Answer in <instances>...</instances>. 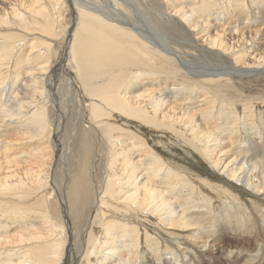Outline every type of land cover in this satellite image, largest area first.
Returning a JSON list of instances; mask_svg holds the SVG:
<instances>
[{
  "label": "bare ground",
  "instance_id": "obj_1",
  "mask_svg": "<svg viewBox=\"0 0 264 264\" xmlns=\"http://www.w3.org/2000/svg\"><path fill=\"white\" fill-rule=\"evenodd\" d=\"M91 4L75 0L71 35L69 0H0V264H151L144 253L154 248V264H264V199L248 209L226 186L264 196V97L229 90L232 75L264 68V0ZM180 32L202 53L174 49L168 36ZM60 48L69 54L55 67ZM62 79L85 104L72 147L62 142L72 116ZM144 128L178 137L225 185L169 164ZM55 198L73 261L67 227L48 211ZM170 237L209 247L213 262L175 248L161 260Z\"/></svg>",
  "mask_w": 264,
  "mask_h": 264
},
{
  "label": "rangeland",
  "instance_id": "obj_2",
  "mask_svg": "<svg viewBox=\"0 0 264 264\" xmlns=\"http://www.w3.org/2000/svg\"><path fill=\"white\" fill-rule=\"evenodd\" d=\"M90 1H92V4H93V5L91 4V6H94V7L99 6L98 8H100L102 11H109V9H110L109 6H110V4L113 3V0H90ZM96 3L100 4V5H96ZM69 5H71L70 8H72V12L70 14V20H71L70 26L72 29H70L71 31L68 29L67 33L71 32V35H72V33L75 32V29L78 26L80 19H79V15L77 14V12L75 10V8H76L75 7L76 6L75 0H69ZM65 14H67V13H65ZM143 22H144V20H143ZM144 31H146L147 36L150 37V35H152L151 33L154 30L152 31L150 29H145ZM180 33L178 34L179 36L177 35L178 39H175L174 37L177 38V36H173L172 34L168 36V41H170V43L174 49H177L181 53H186L188 55V59L191 57V56H189L191 53L197 54V55L202 53V50H201L202 48L196 46L195 38L193 36L189 37L184 33L183 34L182 33L180 34ZM71 35H70V38H71ZM28 41H32V40L30 39ZM169 48L172 50L171 46ZM204 51H206V49H204ZM68 54H69V50H66V49L64 50V49L60 48V50L56 52V56L53 57L52 62H54L53 63L54 66L55 67L58 66L59 63L62 62V60H64V58H67ZM247 59H250V58H247ZM188 65H189V68H191L193 70H204L203 67H205L204 65L203 66L201 65V67H199V66L193 65V63H190V62L188 63ZM261 70L263 71L264 68ZM261 70H255V71H253L254 73L253 72L250 73L247 77L246 76L232 75L234 77V82H233L234 85L232 86V88H229V90L236 91L238 94L245 96V97H254L256 100V103H259L262 100V98L264 97V71L262 72ZM258 71H260L261 73ZM255 73H257V74H255ZM59 82H60V85H59L60 90H58V91L61 94V97L64 98L63 100H64V102H66L65 105L67 107L70 106L69 108H71V111H72V116L69 119V128H67V132L64 133V136L62 138V142H63L64 146L66 145L67 147H72L73 144H75L76 140H77V134L71 135V132L73 130L72 125L78 119L83 118V116H84L83 114L85 113V110H84L85 104L83 102H81L82 97H77V100H76V96L74 97L72 95V91L69 90V87L67 88V83L64 82V79L60 80ZM74 99L76 100L77 103L75 102ZM78 101H79V103H78ZM142 132L147 137V140H149V142H150L149 144H150L151 148L157 154H159L161 157H163L169 164H171L175 167H178L180 169H184L187 173L192 174L193 176H196V178L199 179L202 184H204L205 182H208L212 187L217 186L216 183L225 185V182L222 181V179L226 180L225 176L220 174V172L218 173V171H219L218 169L213 168V166H211L208 162H205L201 156H199L198 154L193 152L178 137L173 136L171 133H168V132L161 133V132H157V131H151V130L145 129V128L143 129ZM73 133H74V131H73ZM52 142L54 145L53 147L57 146L59 148L58 143L56 141H54V139L52 140ZM3 156H4V154L1 155L2 161H4ZM65 157H68V154ZM65 157H64V159L67 160V158H65ZM60 162L58 164L55 163L53 165L54 168L57 166V170H56L57 178H59V176L62 175L63 168H64L63 165L61 164L62 162L61 163ZM1 163L5 164L4 162H1ZM216 170H217V172H216ZM232 184L233 185L229 184L226 186L230 190H232L233 192H235L237 195L240 196V199L242 201L240 200L239 202L241 204L243 203V206L244 207L246 206V208H248V209H250V205H253V204L259 205V202H261V201H259V199H264V196H262V197L256 196L255 197L253 195H250L251 193L249 191H247L245 186L242 185L241 183L233 182ZM193 201H196V200H193ZM227 202H228V200H227ZM200 203L201 202H199V204L197 203V205H200ZM49 204H50V208L48 211H51L52 220L54 221V223H57V224L64 223L67 227V230H66L67 232L65 231V233H64V236H66V244H67L65 246L66 247L65 254L69 255L71 252V255H72L71 260L73 261L74 259H76V257H75L76 249H74L75 246H71L70 244H68V242L71 243L70 239L72 238V229L69 228V227H71L69 215H67V211L64 208L65 207L64 204L60 203L61 204L60 205L59 200L57 198L50 199ZM215 204H216V202L214 203V205ZM203 205L206 206L207 204L203 203ZM207 209H208L207 207H204V208H201L200 211L201 212L204 211L207 214H209ZM193 210L196 211V210H198V208H193ZM225 212H228V211L227 210L223 211V214H226ZM256 213L258 216L264 217L263 216L264 215V208L258 209V212H256ZM63 220H64V222H63ZM68 222H69V224H68ZM233 223H235V222H232V224ZM17 225L19 226V224H17ZM255 225H256V223L253 224V222H252L251 225H249V226L254 227ZM9 228H10L11 232H14L17 230V228L12 224L9 225ZM69 229H70V231H69ZM226 230H228V229H226ZM75 237H76V231H75ZM167 237L165 236V238H167ZM159 239H164V238H159ZM177 242L179 244H177ZM68 245H70V246H68ZM211 245L212 244H210L209 246L211 247ZM226 247H228V246L225 245V248ZM70 248L72 250H69ZM162 248L168 252L166 254H160L161 260L166 259V258L171 256L172 248L177 249L178 252H183V255L187 256V259L191 258L192 261H195V260L201 261V262L206 261V263H207V261L213 262V260H214V258H209L208 256H206V255H208V253H206V251L209 247H207L205 250L202 247L192 246L189 242L186 241V239L185 240H183V239H175L174 240L173 237H170V240L163 241ZM211 249L213 251V254H217V250H214V248H212V247H211ZM155 251H156V248H154L153 251H149L147 253H144L145 259H149V261L150 260L153 261L154 257H156V253H155V256H153V254H154L153 252H155ZM166 251H164V252H166ZM199 251H201V252H199ZM218 255H220V254H217L216 256H218ZM155 260L159 261L158 259H155ZM151 261H150V263L154 264V262H151ZM64 262H65V258H64ZM64 262L62 264H66ZM164 264H168V263L164 262Z\"/></svg>",
  "mask_w": 264,
  "mask_h": 264
}]
</instances>
